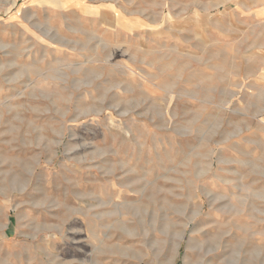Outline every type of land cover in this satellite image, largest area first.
I'll return each mask as SVG.
<instances>
[{
  "label": "rangeland",
  "instance_id": "374dc122",
  "mask_svg": "<svg viewBox=\"0 0 264 264\" xmlns=\"http://www.w3.org/2000/svg\"><path fill=\"white\" fill-rule=\"evenodd\" d=\"M0 264H264V0H0Z\"/></svg>",
  "mask_w": 264,
  "mask_h": 264
}]
</instances>
